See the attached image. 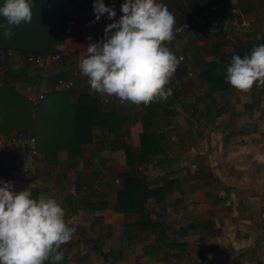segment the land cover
I'll return each mask as SVG.
<instances>
[{
  "label": "crops",
  "instance_id": "crops-1",
  "mask_svg": "<svg viewBox=\"0 0 264 264\" xmlns=\"http://www.w3.org/2000/svg\"><path fill=\"white\" fill-rule=\"evenodd\" d=\"M32 1H37L39 10L49 6L45 16L51 12L61 16L60 32L68 20L74 24L70 35L74 51L67 61L45 65L36 69L39 70L37 72L35 69L27 70L17 58L5 60L7 66L16 64L8 67L14 70L19 68L24 74L21 81L11 84L13 91L30 106L38 107V118L49 120L51 126L55 127L53 133L69 136L71 141L68 148L62 147L52 155L46 156L43 151L37 150L38 156L31 172L21 185V190H29L33 198L41 193L48 194L64 207L65 220L75 229L71 241L61 246L67 264H70L72 255H75L77 264L89 252H97L100 264H132L119 244L115 248L108 247L106 239L113 228H122L124 237L133 244L136 242L135 248H140V253H137L138 249L133 247L134 256H141L135 264H250L252 259L248 256L254 255L251 246L249 249L235 247L238 240L244 241L245 235L241 234L242 238L237 239L229 236L226 230L230 229L229 224L243 232L252 228L247 217L250 202L257 198L261 199L258 202H264V151H254L256 146L264 143V92L251 89L243 93L230 86L222 92L213 93L209 98L210 103L204 97L208 86L201 83L200 73L206 64L221 55L244 49L246 44L264 39V7L251 14H242L238 10L249 23L245 33L238 38L229 33V18H226L218 20L214 27H210L209 23L196 26L167 45L171 51L177 49L178 53L183 54L185 63L177 67L167 86L171 88L172 95L166 102H158L159 107L153 115L151 130L163 134L162 150L151 163L129 168L123 152L110 149L115 136L99 130L94 123L85 119L90 110L99 114L115 113L125 129L124 144L137 152L145 115L144 105L125 102L119 106L111 99L103 106L99 98L104 95L91 90L90 86L63 92L66 95L61 98L52 96L58 93L47 92L55 79H66L73 72L78 73L79 81L87 78L78 69L79 58L86 54L90 42L104 39V29L108 24L120 19L123 15L121 5L125 0H102L106 7L114 8L116 15L109 19L105 13L99 20L95 19L96 0ZM157 2L167 5L178 20L182 12H187L191 17L196 15L190 13L185 0ZM227 2L235 6L236 0L216 4ZM60 47L61 44L48 54L55 53ZM15 52L34 55L27 50ZM189 71L192 72L190 77L187 76ZM40 93H43V99L33 105L29 98L34 99ZM80 95L85 97L76 103ZM60 99L63 101L58 104L56 100ZM75 104L80 107L76 105L78 110L85 113L83 123L87 129L81 132L79 128L75 134L68 135V131L77 128V119L70 113L71 108L67 118H62L59 112L64 114L68 106ZM205 107L210 108V114L207 113L206 117L203 115ZM243 163L247 165L244 169L240 166ZM18 164V155H0V181L9 182V173ZM150 166L159 169V172H153ZM129 172L141 177L147 189H158L162 182H168L169 190L162 202L146 199L143 203V216L155 227L142 233L128 227L137 224L134 215L113 210L121 178ZM233 193L234 199L231 198ZM248 214L252 215L250 209ZM236 215L245 216L244 220L238 221ZM159 238H165L166 245H172L163 246ZM86 239L91 244L85 249ZM140 239L146 241L143 246L137 243ZM100 241H103L102 246ZM143 253L151 256L143 257Z\"/></svg>",
  "mask_w": 264,
  "mask_h": 264
},
{
  "label": "clouds",
  "instance_id": "clouds-1",
  "mask_svg": "<svg viewBox=\"0 0 264 264\" xmlns=\"http://www.w3.org/2000/svg\"><path fill=\"white\" fill-rule=\"evenodd\" d=\"M32 7L31 0H3L0 17L5 23L0 28L5 38L12 37L14 27L31 23ZM94 12L96 20L105 13L109 19L116 15L102 0H96ZM121 12L118 21L105 27L104 39L88 44L78 69L91 90L115 96L122 104L166 102L180 62L167 46L175 39L176 18L157 0H125ZM226 82L243 93L264 86V44L243 58L233 55ZM0 184V264L63 261L61 246L71 241L75 229L66 222L61 202L44 193L33 198L27 189L14 191L10 181Z\"/></svg>",
  "mask_w": 264,
  "mask_h": 264
},
{
  "label": "trees",
  "instance_id": "trees-1",
  "mask_svg": "<svg viewBox=\"0 0 264 264\" xmlns=\"http://www.w3.org/2000/svg\"><path fill=\"white\" fill-rule=\"evenodd\" d=\"M188 2L187 8H189L191 14H197L201 10L210 7L218 2L224 0H185ZM32 21L31 23H22L20 26L13 28V35L11 38H5L4 29L0 28V50H14L20 51L27 50L34 55H47L54 52L62 42V30L59 31V22L61 16L57 13L51 12L45 16L49 11V6L44 9L37 7V1H32ZM3 5V0H0V6ZM187 5V4H186ZM235 7L242 14H251L259 11L264 7V0H236ZM176 18V16H175ZM191 18L187 12L179 15V20L176 18L177 27L188 21ZM5 23L4 18L0 17V24ZM61 23V22H60ZM264 44V39H259L254 44L248 43L244 49H235L227 55H221L214 61L205 65V68L200 73V80L203 85L208 86V92L204 96L205 99H209L210 96L217 91H224L230 85L226 82V67L231 63V57L233 55H240L243 58L245 55H250L251 50L255 46ZM2 57H0V133L18 132L22 136L27 135V130L35 137L36 149L43 151L46 156L54 154L55 151L62 147L68 148L71 141L69 136L64 137L53 133L54 128L51 126L49 120H41L38 118V107L30 106L23 98L16 94L12 89V83L14 81H21L22 70L19 68L14 70L6 66V63ZM179 64L178 67H181ZM219 69V72L217 71ZM26 74V73H25ZM254 90L264 92V86H253ZM66 93L52 94L53 97L61 98ZM84 95L79 96V100L84 99ZM210 100V99H209ZM63 100H56L60 104ZM212 101L210 100V103ZM68 106L67 111H63L64 114H59L62 118L69 117V110L71 108V114L74 115L77 120V128L70 132L68 135L75 134L77 129L85 130L83 119L85 113L77 108V105ZM145 115L142 118V133L139 136V149L137 152H133L131 148L124 144L123 136L125 135V129L121 125V122L113 112L95 113L90 110L86 117V122H92L95 127L107 133H111L115 136L114 141L110 144L111 150H120L123 152L125 158V164L132 168L137 165H147L154 160L155 155L162 150V143L164 136L161 133H157L151 130L153 123V115L157 112L158 102L151 103L148 106H143ZM210 107V106H209ZM205 107L203 115L210 114V108ZM203 117V118H205ZM103 122V124L101 123ZM82 123V125H80ZM48 128H51L49 130ZM58 128V126L56 127ZM52 131V132H50ZM81 134L80 132H78ZM76 145V144H72ZM168 182H162L161 187L158 189H147L143 183L141 177L135 176V174L127 173L121 178L120 187L116 191V204L113 208L115 212H120L126 215H134L136 217V225H128L130 230L142 233L144 230H150L154 228L155 224L149 223L147 217L143 216L142 209L143 203L146 199H153L154 202H162L163 197L168 191ZM170 244V243H169ZM167 244V247H169ZM172 245V244H170ZM64 252V250L60 249ZM65 253V252H64ZM45 264H52L51 261H46ZM58 264H67L65 259Z\"/></svg>",
  "mask_w": 264,
  "mask_h": 264
},
{
  "label": "built area",
  "instance_id": "built-area-1",
  "mask_svg": "<svg viewBox=\"0 0 264 264\" xmlns=\"http://www.w3.org/2000/svg\"><path fill=\"white\" fill-rule=\"evenodd\" d=\"M230 16H236L231 19ZM229 18L228 29L232 37L238 38L240 34L245 33L249 23L240 15L237 8L233 3L227 2L212 5L203 10L199 14L191 17L188 23H185L175 28V38L182 37L184 33L190 32L192 28L204 23H209L210 27H214L218 20H224ZM73 22L68 20L65 22L62 31V43L61 47L53 54L30 55L21 54L12 50L1 51L0 57L7 60L9 58H17L21 60L25 66L34 68H42L45 65L52 63H60L67 61L70 55L73 53V48L70 44V35L73 28ZM180 61L179 64L185 63V56L178 53L177 49L172 51ZM192 72H187V76L190 77ZM79 77L77 72H73L68 78H57L53 84L48 87L47 92L50 93H63L71 91L75 88L89 87L88 78L84 80H77ZM43 93L37 94L34 99L29 98V101L34 105L41 99H43ZM111 99L115 100L119 106L124 105L115 96L104 95L99 98V103L106 106ZM0 155L5 156H19V164L15 170L10 171L9 180L13 185L14 191H21V185L28 173H30L34 160L38 156L36 149V142L34 137L30 135L22 136L18 132L0 133Z\"/></svg>",
  "mask_w": 264,
  "mask_h": 264
},
{
  "label": "rangeland",
  "instance_id": "rangeland-1",
  "mask_svg": "<svg viewBox=\"0 0 264 264\" xmlns=\"http://www.w3.org/2000/svg\"><path fill=\"white\" fill-rule=\"evenodd\" d=\"M12 64H14V63H12ZM12 64H10L8 66H11ZM14 65H16V64H14ZM48 65L51 66L52 64H48ZM25 67H26L27 70L30 68V67H27V66H25ZM34 69L36 70L38 68H34ZM1 70L2 69H0V72H1ZM36 71L38 72L39 70H36ZM33 74H35L34 71H33ZM255 92H257V91H255ZM251 94L253 95L254 92H252ZM254 96H256V95H254ZM238 97L240 98L242 96H238ZM28 134L30 136L34 137L29 130H27V135ZM206 136H207V138H209V134L208 133H206ZM34 139H35V137H34ZM222 146H223V144H222ZM262 147H264V143H263V145L256 146V148L254 149L255 153H260L261 151H264V149H262ZM223 161L224 160H221V162H223ZM240 166H241L242 169L247 167L246 163L245 164L243 163ZM151 169L153 170V172L155 170L159 172V169L157 170L154 167H151ZM239 193H241V192H239ZM234 196H235V193H233L231 195V198L234 199ZM258 200H261V199L257 198L256 201L250 202L249 209L251 210V214L252 215L248 214L249 209H248V212H247V217H249L248 219H249L250 224H252L251 225L252 228H250L248 230H245V232H243V230H239L238 228H232V225L229 224V228L230 229L227 228V230H226V233L228 232L229 236L236 237L237 239L242 238L241 234L245 235L244 241L241 242V241L238 240L237 243H239V244L236 243L235 247H242V248L245 247L246 249H249V247L251 246L252 252L254 253V255H249L248 256L250 259H252L250 261V264H264V202H258ZM147 209H149V207H147ZM244 217L245 216H243V215H236L235 218L238 221H243ZM240 225H243V223H240ZM121 230H122V228H120V229L113 228V230H110V235H109V238L106 239V243L107 244L109 243L108 247H110V248H115L119 244L120 248H122V251H124L123 252L124 256L126 255L127 259H131L132 260V262L130 260V263L135 264V261L137 259H139V257H141V256L138 257V255H137V257L134 256V252L133 251H134V248L136 246V242H135V244H133V242L131 240L126 239V237H124V235L122 234ZM247 237H249V240H247L248 239ZM144 239H145V237H144ZM144 239H140L139 242L137 241L139 246H143L145 244V242H146L145 240L146 239L145 240ZM164 239L165 238H162V239L159 238V243H162L163 246H167L166 245L167 241H165ZM100 243H101V246H102L103 241H100ZM90 244H91V242L88 239H86L85 245L83 244L84 245L83 247H85V249H86V248L89 247ZM135 249H138L136 252L140 253V251H141L140 248H135ZM144 250H147V248L144 249ZM150 250L148 249V251H150ZM83 252H86V250H83ZM83 252L79 256H81L83 254ZM90 253H92V252H89V254H87V256H85L84 258L81 257L83 260H79L77 264H100V259H98L97 252H93L92 254H90ZM146 253H143L142 256L143 257H150L151 256V255H146ZM74 257H75V255H72L69 258L70 264H76V261H75L76 258H74Z\"/></svg>",
  "mask_w": 264,
  "mask_h": 264
}]
</instances>
